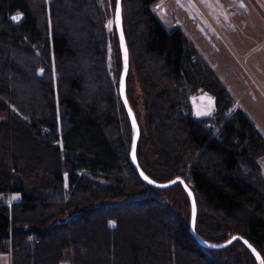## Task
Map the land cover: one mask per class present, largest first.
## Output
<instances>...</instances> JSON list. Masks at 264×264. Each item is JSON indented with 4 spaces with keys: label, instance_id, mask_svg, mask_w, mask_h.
<instances>
[{
    "label": "trees",
    "instance_id": "obj_1",
    "mask_svg": "<svg viewBox=\"0 0 264 264\" xmlns=\"http://www.w3.org/2000/svg\"><path fill=\"white\" fill-rule=\"evenodd\" d=\"M155 1L120 0L127 75L131 68L143 108L141 115L125 92L139 128L137 164L154 181L181 177L189 186L203 210L194 224L201 239L216 244L238 234L264 264L257 163L264 139L243 111L230 112L231 95L183 32L161 25ZM16 12L22 18L14 23ZM109 12L106 0H0V111L8 116L0 138L37 145L55 167L48 191L29 188L14 179L16 165L0 149V193L20 196L9 207L0 202V242L10 239L1 251L10 252V264H59L67 248L70 264H255L238 240L201 247L189 220L156 197L163 189L145 184L130 164L117 45L112 75L106 63ZM198 90L213 97L211 116L191 115L188 97ZM165 189L189 209L179 184Z\"/></svg>",
    "mask_w": 264,
    "mask_h": 264
},
{
    "label": "rangeland",
    "instance_id": "obj_2",
    "mask_svg": "<svg viewBox=\"0 0 264 264\" xmlns=\"http://www.w3.org/2000/svg\"><path fill=\"white\" fill-rule=\"evenodd\" d=\"M107 5L110 9L109 15L105 20L106 30L109 34L108 42L106 44V63L110 74L112 75L115 71L114 63L116 59L115 53V46L117 45L116 35L113 27V10L115 1L106 0ZM165 0H156L153 5H151V9L153 10L154 14L160 21L161 25L167 30H171L174 27H177L178 24L175 22V13L171 14L166 10V5L164 4ZM176 0H169L168 6L173 9L175 6L173 5ZM165 11V12H164ZM19 17V19H13V17ZM122 11H121V23H122ZM22 15L18 12L14 13L9 17V19L16 23L20 21ZM173 23H176L174 25ZM113 32L111 35L110 32ZM123 31V30H122ZM112 43H111V41ZM125 40V39H124ZM115 43V44H114ZM126 44V43H125ZM216 48H209L207 54H209V62L214 66L211 67L210 63L207 64L216 74L218 79L227 89L229 94L232 98V106L230 112L234 111L235 109H239L243 111L246 116L251 120L255 128L259 131H262L264 136V125L262 120H264V116L260 115V110L264 108V98L259 92L256 94V90L253 89L252 83L250 82L247 74L242 69L239 63L235 64L233 60L228 55V50L226 51L221 45L216 43ZM127 48V47H126ZM128 53V51H127ZM230 53V52H229ZM260 69L258 72L264 75V61L262 64L258 65ZM133 70L129 68V74L126 76L125 80V92L129 94L131 99L133 100V104L135 107L138 108L141 115L143 114L142 104L139 99V88L135 81L134 74L132 73ZM259 78V77H258ZM261 78V76H260ZM264 80V78L260 79ZM255 87V86H254ZM200 95V96H197ZM263 99V100H262ZM190 106H191V115L195 118H203L211 116L214 111V101L213 97L204 92L202 90H198L195 94L189 95L188 97ZM8 108L12 111L14 109L12 106L8 105ZM264 112V111H263ZM8 119L7 113L5 111H0V121H6ZM210 132L212 135L216 134V127L213 125H208ZM261 134V133H260ZM261 134V135H262ZM57 135H60L58 133ZM262 136V137H263ZM264 139V137H263ZM131 142V141H130ZM35 143V142H34ZM37 143V141H36ZM35 143V144H36ZM57 143L61 145V140L58 138ZM37 145L33 146V143H27L25 141L14 140L12 136L5 135L1 136L0 138V149L3 150L4 159L6 163H13L16 165V174H13L14 179L16 181L21 182L24 186L29 188H41L43 190H49L54 186V181L52 180L54 172L53 170L55 167H52L53 158L52 155H49L43 152L41 149L36 147ZM130 146V145H129ZM14 156V160L11 158ZM257 163L260 167V174L264 179V154L257 158ZM96 173V172H95ZM67 175H62V183L64 186L67 185ZM167 189L158 190L156 191V197H158L165 205H167L174 214L182 220H189V209L185 207L184 200L179 196H172L168 194ZM20 198L18 193L15 192H5L0 193V202L7 207L10 206L11 203L18 201ZM108 201L116 202L118 198H107ZM80 207V206H78ZM203 212L202 209L196 210V215ZM114 221L108 222V227H113ZM27 240V238H26ZM10 239H3L0 243H5V249L9 250ZM28 242H32L28 240ZM36 243V242H35ZM10 256V252H7ZM65 259L61 261L59 264H70L68 259L70 257V248H67L64 251Z\"/></svg>",
    "mask_w": 264,
    "mask_h": 264
},
{
    "label": "crops",
    "instance_id": "obj_3",
    "mask_svg": "<svg viewBox=\"0 0 264 264\" xmlns=\"http://www.w3.org/2000/svg\"><path fill=\"white\" fill-rule=\"evenodd\" d=\"M165 1L166 10L176 15V28L205 61L210 63L207 51L218 43L241 65L256 94L264 98V80H260L264 75L258 72L264 61V0H176L173 9ZM0 264H10L9 254L1 249Z\"/></svg>",
    "mask_w": 264,
    "mask_h": 264
},
{
    "label": "water",
    "instance_id": "obj_4",
    "mask_svg": "<svg viewBox=\"0 0 264 264\" xmlns=\"http://www.w3.org/2000/svg\"><path fill=\"white\" fill-rule=\"evenodd\" d=\"M113 27L117 38V46H118L119 58L121 64L117 79V93L120 102L124 108L126 117L129 122V126L131 128V142L128 151V159L133 169L135 170L136 174L145 184L156 189H165L175 184H179L181 186L182 190L186 194L189 203L188 231L201 247H204L206 249H221L230 245L235 240H238L250 253L255 264H263L262 257L259 254V252L245 238H243L238 234H233L225 241L216 244L201 239L194 231V224L196 218V204H195L194 195L192 190L183 181V179L181 177H174L165 182H157L149 178L138 166L136 161L135 150L139 137V128L134 113L127 102L126 93H125V80L128 72V53L122 31L120 0H115L114 10H113Z\"/></svg>",
    "mask_w": 264,
    "mask_h": 264
},
{
    "label": "built area",
    "instance_id": "obj_5",
    "mask_svg": "<svg viewBox=\"0 0 264 264\" xmlns=\"http://www.w3.org/2000/svg\"><path fill=\"white\" fill-rule=\"evenodd\" d=\"M173 24L176 25V23H173ZM27 240L33 241L34 243L37 242V239L33 234H29L27 236Z\"/></svg>",
    "mask_w": 264,
    "mask_h": 264
},
{
    "label": "snow or ice",
    "instance_id": "obj_6",
    "mask_svg": "<svg viewBox=\"0 0 264 264\" xmlns=\"http://www.w3.org/2000/svg\"><path fill=\"white\" fill-rule=\"evenodd\" d=\"M13 19H19V17L17 16V17H13Z\"/></svg>",
    "mask_w": 264,
    "mask_h": 264
}]
</instances>
